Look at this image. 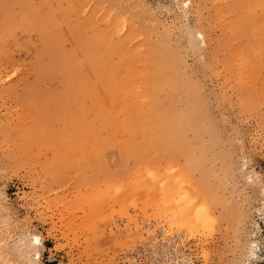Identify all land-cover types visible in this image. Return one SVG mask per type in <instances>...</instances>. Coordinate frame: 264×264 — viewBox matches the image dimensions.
I'll return each mask as SVG.
<instances>
[{
	"label": "rangeland",
	"instance_id": "1",
	"mask_svg": "<svg viewBox=\"0 0 264 264\" xmlns=\"http://www.w3.org/2000/svg\"><path fill=\"white\" fill-rule=\"evenodd\" d=\"M158 231L264 264V0H0V264H122Z\"/></svg>",
	"mask_w": 264,
	"mask_h": 264
},
{
	"label": "built area",
	"instance_id": "2",
	"mask_svg": "<svg viewBox=\"0 0 264 264\" xmlns=\"http://www.w3.org/2000/svg\"><path fill=\"white\" fill-rule=\"evenodd\" d=\"M158 231L149 242L129 249L121 256L122 264H201L181 247L174 245L175 238L163 240Z\"/></svg>",
	"mask_w": 264,
	"mask_h": 264
},
{
	"label": "bare ground",
	"instance_id": "3",
	"mask_svg": "<svg viewBox=\"0 0 264 264\" xmlns=\"http://www.w3.org/2000/svg\"><path fill=\"white\" fill-rule=\"evenodd\" d=\"M43 1H44V0H43ZM23 5H24V4H23ZM41 5H42V4H41ZM30 7H31V6H30ZM24 8H25V7H24ZM34 12H35V11H34ZM60 23H61V22H60ZM74 27H75V26H74ZM115 28H116V27H115ZM97 30H98V29H97ZM110 31H111V30H110ZM81 32H82V31H81ZM80 34H81V33H80ZM82 34H83V33H82ZM82 34H81V35H82ZM105 34H106V33H105ZM90 35H91V34H90ZM81 37H82V36H81ZM90 37H91V36H90ZM103 38H104V37H103ZM80 39H81V38H80ZM93 43H94V42H93ZM111 43H113V42H111ZM86 46H87V45H86ZM84 49H85V48H84ZM111 49H112V48H111ZM85 51H86V50H85ZM160 52H162V51H160ZM82 53H83V52H82ZM148 53H149V52H148ZM155 53H156V52H155ZM72 54H73V53H72ZM88 54H90V57H92V50H91V49L89 50ZM164 54H165V53H164ZM88 56H89V55H88ZM156 56H157V53H156ZM165 56H166V55H165ZM167 56H168V54H167ZM169 57H171V56H168V58L166 57L167 60L169 59ZM170 60H172V59L170 58ZM170 60H168V61H170ZM90 61H91V60H90ZM159 61H161V60L159 59ZM162 63H163V61H162ZM165 63H168V62L166 61ZM170 63H171V62H169L168 65H170ZM90 64H91V63H90ZM163 64H164V63H163ZM168 65L166 64V66L169 67V68H170V67H173V66L175 67V65H173V64H172L173 66H171V65L168 66ZM93 66H94V65H93ZM152 66H153V65H152ZM166 66H165V68H167ZM160 67H162V66H160ZM152 68H153V67H152ZM154 68L157 69V67H154ZM73 69H74V68H73ZM159 69H161V68H159ZM167 69H168V68H167ZM171 69H173V68H171ZM174 69H175V68H174ZM163 70H164V67H163ZM92 71H93V70H92ZM172 71H173V70H172ZM154 72H155V71H154ZM176 72H177V71H176ZM104 73H105V72H104ZM104 73H103V74H104ZM171 73H172V72H171ZM94 75H95V74H94ZM107 75H108V74H107ZM107 75L105 74V75H102V76L106 77ZM154 75H155V74H154ZM99 76H101V75H99ZM150 76H151V75H150ZM152 76H153V75H152ZM107 77H108V76H107ZM107 77H106V78H107ZM115 77H116V76L113 77L114 80H115ZM159 77H160V76H159ZM161 77H162V76H161ZM109 78H110V77H109ZM113 78H112V79H113ZM119 78H120V77H119ZM119 78H118V79H119ZM99 79H100V78H99ZM173 79H176V78H173ZM102 80H103V79H102ZM110 80H111V78H110ZM119 80H120V79H119ZM119 80H118V81H119ZM118 81H117V83H118ZM117 83H116V84H117ZM167 84H168V83H167ZM75 85H76V84H75ZM118 85H119V83H118ZM109 86H110V85H109ZM114 86H115V85H114ZM153 86H154V85H153ZM153 86L150 87V88H153ZM155 86H156V85H155ZM155 86H154V87H155ZM158 86H162V85H159V84H158V85L156 86V89H157ZM164 86H165V85H164ZM97 87H98V86H97ZM108 88H109V87H108ZM158 89H159V88H158ZM160 89H161V88H160ZM160 89H159V90H160ZM175 89H176V88H175ZM177 89H178V88H177ZM79 90H80V89H79ZM149 90H150V89H149ZM149 90H148L147 92H149ZM166 90H167V89H166ZM171 90H172V89H171ZM99 91H100V90H99ZM116 91H117V90H116ZM116 91H115V92H116ZM155 91H156V90L154 89V92H155ZM172 91H174V89H173ZM116 93H117V92H116ZM116 93H115V95H116ZM112 94H113V93H112ZM118 94H119V91H118ZM151 94H152V93H150V95H151ZM119 95H121V93H120ZM135 97H136V96H135ZM194 97H195V96H194ZM118 98H119V97H118ZM185 99H186V98H185ZM188 99H190V101H191V98H188ZM194 99H195V98H194ZM116 100H117V99H116ZM186 100H187V99H186ZM195 100H196V99H195ZM105 101H106V100H105ZM114 101H115V99H114ZM118 101H119V100H117V102H118ZM154 101H155V100H154ZM162 101H164V100H162ZM167 101H168V99H167ZM167 101H166V103H167ZM190 101H188V102L191 103L192 101H191V102H190ZM193 101H194V100H193ZM196 101H197V100H196ZM196 101H194V102H196ZM135 102H136V101H135ZM186 102H187V101H186ZM188 102H187V104H186L187 106H188ZM105 103H106V102H105ZM111 103H112V106L115 105V104H114L115 102L112 101ZM120 103H121V102H120ZM113 104H114V105H113ZM121 104H123V103H121ZM148 104H149V103H148ZM148 104H147V105H144V107H145V108H146V106L148 107ZM191 104L196 105V104L193 103V102H192ZM191 104H190V105H191ZM136 105H137V104H136ZM151 105H152V103H151ZM105 106H107V108H108L110 105H107V104H106ZM124 106H125V105H124ZM139 106H140V105H139ZM191 106H192V105H191ZM114 107H115V106H114ZM141 107H142V106H141ZM141 107H140V108H141ZM195 107H196V106H195ZM195 107L192 106L191 108H194V109H195ZM111 108H112V107H111ZM136 108H137V107H136ZM136 108H135V109H136ZM149 108H150V107H149ZM188 108H190V107L188 106ZM126 109H127V108H126ZM126 109H125V110H126ZM130 109L132 110V107H130ZM141 109H142V108H141ZM141 109H140V110H141ZM186 109H187V108H186ZM186 109H185V110H186ZM196 109H197V108H196ZM131 110H130V111H131ZM146 110L148 111V109H146ZM149 110H150V109H149ZM183 110H184V108H183ZM187 110H188V111L190 110L189 113L191 112V109H187ZM101 111H102V110H101ZM107 111H108V110H107ZM122 111H124V110H122ZM122 111H120V113H121ZM136 111H137V110H136ZM144 111H145V110H144ZM151 111L153 112V110H151ZM176 111H177V110H176ZM188 111H187V112H188ZM124 112L126 113L127 111H124ZM124 112H123V113H124ZM185 112H186V111H185ZM123 113H121V115H122ZM125 113H124V114H125ZM146 113H147V112H146ZM146 113H145V114H146ZM161 113H162V112H161ZM176 113H177V112H176ZM176 113H175V114H176ZM179 113H181V112L179 111ZM192 113H193V111H192ZM192 113H191V114H192ZM197 113H198V112L196 111V113H193V115H194V114H197ZM107 114H108V112H107ZM124 114H123L121 117L124 118V116H125ZM134 114H136V112H135ZM147 114H149V113H147ZM147 114H146V115H147ZM102 115H103V114H102ZM109 115H110V114H109ZM136 115H137V114H136ZM160 115H161V114H160ZM160 115H158V116L160 117V119H162V120L166 123L167 128L165 127L166 129H164V126H163L162 124H159V122H157L159 125H162V126H163V130H164V131L161 130V129H162L161 126H160L159 128H158V125H157V127L154 126V125H156L157 123H156V124H153V129H154V127H156L157 129H159L158 131L161 132L162 135H160L161 133H158V132H157V133L159 134L158 136H163L164 138H163V137H162V138H163V141H165L164 143L167 142L166 139L169 140V141H168V143H169V142L172 141V140H170L171 138H169V136H168V137H165V135H166L167 132H169V134L171 133V132H170V127H168V124H167L166 118H165V120H164ZM171 115H172V114H171ZM177 115H178V114H177ZM185 115H186V114H185ZM185 115H184V116H185ZM187 115H190V114L187 113ZM193 115H191V116H193ZM113 116H114V115H113ZM119 116H120V115H119ZM150 116L152 117L151 114H150ZM167 116H168V115H167ZM179 116H180V115H178V118H179ZM181 116H182V113H181ZM194 116H195V115H194ZM107 117H108V116H107ZM110 117H111V116H110ZM129 117H130V116H129ZM129 117H128V118H129ZM131 117H132V116H131ZM148 117H149V116H148ZM148 117H146V118H148ZM154 117H155V116H154ZM159 117H158V118H159ZM169 117H170V116H169ZM182 117H183V116H182ZM182 117H181V119H183ZM187 117H190V116H187ZM198 117H199V115H198ZM198 117H196V118H198ZM81 118H82V117H81ZM137 118H142V120H143V117H142V116H139V117H137ZM152 118H153V117H152ZM176 118H177V117H175L174 120H176ZM178 118H177V120H178ZM185 118H186V116H185ZM191 118H193V117H191ZM105 119H106V118H105ZM117 119H118V118H117ZM121 119H122V118H120V119L117 120V121H122V122H123V120H121ZM133 119H134V118H133ZM150 119H151V118H150ZM150 119H149V120H150ZM155 119H157V118H156V117L154 118V120H153L154 123H155ZM179 119H180V118H179ZM181 119H180L179 121H181ZM193 119H195V117H194ZM102 120H103V119H102ZM107 120H108V119H107ZM111 120H112V119H111ZM111 120H109V124H110V125H111V123H110ZM134 120H137L136 117H135ZM183 120H184V119H183ZM186 120H187V119H186ZM196 120H197V119H196ZM103 121H104V120H103ZM103 121H102V123L105 122V121H104V122H103ZM125 121H126V120H125ZM128 121H129V120H127L126 122H128ZM132 121H133V120L131 119V121H129V122H130V123H133ZM151 121H152V119H151ZM168 121H169V120H168ZM179 121H178V122H179ZM194 121H195V120H194ZM194 121H192V122H194ZM202 121H203V120H202ZM100 122H101V121H100ZM139 122L141 123L142 121H139V120H138V122L136 121L137 124H140ZM149 122H150V121H149ZM183 122H185V124H190V125H191V123H188L187 121H183ZM183 122H182V123H183ZM186 122H187V123H186ZM189 122H191V121H189ZM195 122H196V121H195ZM198 122H199V121H198ZM198 122H197V123H198ZM97 123H98V122H97ZM102 123H101V124H102ZM105 123H106V122H105ZM105 123H104V124H105ZM116 123H118V122H116ZM182 123L179 122V125H181ZM101 124L99 123L98 125L101 126ZM104 124H103V125H104ZM107 124H108V122H107ZM109 124H108V125H109ZM122 124H123V123H122ZM192 124H193V123H192ZM199 124L202 125V122H201V123L199 122ZM203 124H204V123H203ZM119 125H120V124H119ZM119 125H117V126H119ZM125 125H126V124H125ZM149 125H150V124H149ZM149 125H148V123H147V127H146V126H145V127L142 126V127H143V128H149ZM151 125H152V124H151ZM151 125H150V126H151ZM182 125H183V124H182ZM182 125H181V127H178V128H180V129H182V130L179 129L180 132L183 131V127H185V128H186V126L188 127V125H186V126L183 125V127H182ZM190 125H189V126H190ZM193 125H194V124H193ZM193 125H192V126H193ZM201 125H199V126H201ZM104 126H106V124H105ZM117 126H114V127H117ZM120 126H124V125H120ZM136 126L138 127V125H136ZM139 126H141V124H140ZM195 126H196V125H194V126L191 127V128L193 129ZM199 126H196V127H199ZM95 127H96V126H95ZM95 127H94V128H95ZM196 127H195V129H193V131H194V130L197 131V128H196ZM204 127L207 128V126H204ZM120 128H122V127H120ZM124 128L127 129V128H129V126H128V127H124ZM124 128H123V130H125ZM134 128H136V127H133V129H134ZM143 128H142V131H143ZM151 128H152V127H151ZM156 128H155V130H157ZM178 128H177V129H178ZM188 128H189V127H188ZM201 128H203V126H202ZM206 128H204L205 131H206ZM95 129H96V128H95ZM133 129H130V131L133 130ZM136 129H137V128H136ZM153 129H152V130H153ZM177 129H176V130H177ZM198 129H199V128H198ZM207 129H208V128H207ZM107 130H108V129H107ZM149 130H150V129H149ZM149 130L146 129L147 132H149ZM176 130H174V132H175ZM189 130H191V129H189ZM204 130H203V131H204ZM130 131H128L129 133H127V134H130V133H131ZM135 131H136V130H135ZM142 131H141V134H142ZM177 131H178V130H177ZM177 131H176V132H177ZM185 131H186V129H185ZM143 132H145V131H143ZM147 132H146V133H147ZM151 132H152V131H151ZM163 132H166V133H163ZM178 132H179V131H178ZM180 132H179V133H180ZM132 133H133V132H132ZM136 133H140V131H139V132H135L134 135H135ZM155 133H156V132H155ZM182 133H183V132H182ZM182 133H180V134H182ZM125 134H126V133H125ZM125 134H124V135H125ZM127 134H126V135H127ZM148 134L151 135L150 133H148ZM164 134H165V135H164ZM177 134H178V133H177ZM132 135H133V134H132ZM172 135H173V134H172ZM172 135H171V136H172ZM130 136H131V135H130ZM141 136H143V135H141ZM146 136H147V135H146ZM146 136H145V137H146ZM156 136H157V134H156ZM177 136H178V135H177ZM181 136H182V135H181ZM128 137H129V136H127V138H128ZM145 137H141V140H142V139L144 140ZM179 137H180V136H179ZM154 138H155V137H154ZM157 138H158V137H157ZM160 138H161V137H160ZM162 138H161V140H162ZM128 139H130V138H128ZM128 139H127V141H128ZM133 139H134V138H133ZM157 140H160V139H157ZM157 140H155V141H157ZM175 140H176V139H175ZM123 141H125V140H123ZM151 141H152V139H151ZM153 141H154V139H153ZM155 141H154V142H155ZM163 141H161V142H160V141H157V142H158V143H162V144H164ZM117 142H118V141H117ZM154 142H152V144L150 143V145H153ZM172 142H173V141H172ZM172 142H170V145L172 144ZM111 143H112V141L110 142V144H111ZM144 143H145V141H144ZM110 144L108 143V146H112V144H111V145H110ZM117 144H118V143H117ZM117 144H116V147H117ZM123 144H124V143L122 142V145H123ZM127 144L130 145V143H127ZM166 144H167V143H166ZM113 145H114V144H113ZM119 145H120V144H119ZM122 145H121V146H122ZM147 145H148V144H147ZM167 145H169V144H167ZM108 146H107V147H108ZM121 146H119V147H121ZM127 146H128V145H127ZM114 147H115V146H114ZM124 147H126V145H123L121 148H124ZM129 147H130V146H129ZM142 147H143V146H142ZM142 147H140V148L143 150ZM149 147H150V146H149ZM109 148H110V147H108V149H109ZM112 148H113V147H112ZM117 148H118V147H117ZM134 148H135V147H134ZM145 148H146V147H145ZM151 148H153V146H151ZM127 149H128V148H127ZM127 149H125V150H127ZM149 149H150V148H149ZM118 150H120V148H119ZM137 150H138V149H137ZM145 150H148V149H145ZM120 151H121V150H120ZM138 151H139V150H138ZM143 151H144V150H143ZM121 153H122V152H120V154H121ZM123 153H124V150H123ZM122 156H123V157H124V156L126 157L127 155H124V154H123V155H121V157H122ZM122 163H124V161H123ZM124 164H125V163H124ZM168 197H169V196H168ZM169 202H170V200H169ZM166 203H168V201H167ZM166 203H165V204H166ZM169 204H170V203H169ZM169 204H168V206H169ZM165 206H166V205H165ZM202 207H203V206H202ZM206 207H207V206H206ZM169 208H170V207H169ZM171 209H172V208H171ZM204 211H205V209L201 210L200 213H199V215H198V217H199V216L202 217V219H201L202 221H205V220H203V218L205 219L204 213H205L206 211H205V212H204ZM203 212H204V213H203ZM202 215H203V216H202ZM205 215H206V213H205ZM196 216H197V215H196ZM200 217H199V218H200ZM197 219H198V218H197ZM206 219H207V218H206Z\"/></svg>",
	"mask_w": 264,
	"mask_h": 264
},
{
	"label": "snow or ice",
	"instance_id": "4",
	"mask_svg": "<svg viewBox=\"0 0 264 264\" xmlns=\"http://www.w3.org/2000/svg\"><path fill=\"white\" fill-rule=\"evenodd\" d=\"M37 242H39V241H37Z\"/></svg>",
	"mask_w": 264,
	"mask_h": 264
}]
</instances>
